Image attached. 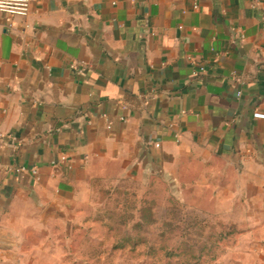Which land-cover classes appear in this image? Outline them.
Wrapping results in <instances>:
<instances>
[{
	"label": "crops",
	"instance_id": "crops-1",
	"mask_svg": "<svg viewBox=\"0 0 264 264\" xmlns=\"http://www.w3.org/2000/svg\"><path fill=\"white\" fill-rule=\"evenodd\" d=\"M263 63L264 0H0V264L96 181L200 174L264 264Z\"/></svg>",
	"mask_w": 264,
	"mask_h": 264
},
{
	"label": "rangeland",
	"instance_id": "rangeland-1",
	"mask_svg": "<svg viewBox=\"0 0 264 264\" xmlns=\"http://www.w3.org/2000/svg\"><path fill=\"white\" fill-rule=\"evenodd\" d=\"M204 176L206 172H203ZM99 180L72 222L7 264H246V194L212 177ZM51 233V236L48 234ZM5 264V262H4Z\"/></svg>",
	"mask_w": 264,
	"mask_h": 264
},
{
	"label": "built area",
	"instance_id": "built-area-1",
	"mask_svg": "<svg viewBox=\"0 0 264 264\" xmlns=\"http://www.w3.org/2000/svg\"><path fill=\"white\" fill-rule=\"evenodd\" d=\"M256 118H262V117H260V116H256ZM174 139L176 140V141H178V136H174Z\"/></svg>",
	"mask_w": 264,
	"mask_h": 264
},
{
	"label": "water",
	"instance_id": "water-1",
	"mask_svg": "<svg viewBox=\"0 0 264 264\" xmlns=\"http://www.w3.org/2000/svg\"><path fill=\"white\" fill-rule=\"evenodd\" d=\"M262 65L264 66V63Z\"/></svg>",
	"mask_w": 264,
	"mask_h": 264
}]
</instances>
